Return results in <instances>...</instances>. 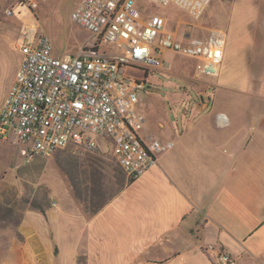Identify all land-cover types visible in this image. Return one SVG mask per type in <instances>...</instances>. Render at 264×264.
<instances>
[{
	"label": "crops",
	"instance_id": "obj_1",
	"mask_svg": "<svg viewBox=\"0 0 264 264\" xmlns=\"http://www.w3.org/2000/svg\"><path fill=\"white\" fill-rule=\"evenodd\" d=\"M255 13L233 9L234 36L229 41L226 33L216 78L197 76L194 63L195 79L205 85L193 111L199 119L159 122L154 133L175 147L139 179L126 178L96 213L68 187L34 183L14 165L16 152H4L7 138L0 136V205L2 193L13 195L0 207V264H214L210 245L238 264H264V21L253 28L244 21ZM182 17L181 34L209 36L192 34L203 17ZM10 25L0 21V110L23 58V37ZM18 189L20 197L32 196L19 219ZM38 189H47L51 205H32Z\"/></svg>",
	"mask_w": 264,
	"mask_h": 264
},
{
	"label": "built area",
	"instance_id": "obj_2",
	"mask_svg": "<svg viewBox=\"0 0 264 264\" xmlns=\"http://www.w3.org/2000/svg\"><path fill=\"white\" fill-rule=\"evenodd\" d=\"M212 1L81 0L71 20L88 40L77 53L59 54L48 35L25 26L19 42L23 58L0 110V136L26 146L21 154L27 162L69 146L101 152L98 139L104 138L127 180L139 179L175 147L148 131L139 93L151 91L145 81L149 72L171 69L167 56L173 54L193 61L197 76L220 73L224 29H212L203 39L170 27L177 12L199 21ZM35 7L22 4L8 15L36 20ZM127 69L144 71L145 79ZM206 252L214 264H238L213 245Z\"/></svg>",
	"mask_w": 264,
	"mask_h": 264
},
{
	"label": "rangeland",
	"instance_id": "obj_3",
	"mask_svg": "<svg viewBox=\"0 0 264 264\" xmlns=\"http://www.w3.org/2000/svg\"><path fill=\"white\" fill-rule=\"evenodd\" d=\"M80 1L0 0V21L11 24L10 26L16 29L20 38L24 35L25 26L32 27L37 30L38 34L48 35L59 53L68 51L77 53L88 40V33L71 20V14ZM32 3L36 4L33 9L36 20L31 19L30 15L20 18L8 15L9 11L18 9L22 4L24 6ZM242 7L253 10L259 15L244 19L245 25L253 28L259 23V19L264 21V0H213L202 22L193 27L192 34L205 36L212 29L222 28L226 29L230 41V38L234 36L233 23L228 26L230 15L234 8L241 9ZM177 15L180 18L183 16L182 14L180 16V12H177ZM180 18H174L175 23H171L170 27L182 32L184 26L182 23L179 24V21L187 19ZM167 61L169 62L167 67L171 69L163 72H149L145 80L151 88L149 95L139 93L142 101L141 107L145 109L150 124L148 131L154 135L157 134L153 129L159 122L166 121L171 127L177 124L182 126L190 119L198 120L200 116L197 111L194 114L195 105L202 102L199 96L205 85L202 81L195 79L194 62L173 54L167 56ZM127 71L133 77L142 81L145 79L144 71L134 69H127ZM209 91H211L209 96L213 100L212 103L216 105L215 89L211 88ZM207 97L208 95L205 96ZM186 110L190 112V118L185 114ZM13 140L14 137L8 135L5 145H1L4 146V152L7 154L12 155L14 151L16 152L14 165L19 167L21 172L38 185L70 188L73 196L90 214L115 197L126 184L125 175L110 154L111 145L104 138L98 139L101 152L88 154L69 146L46 158L37 157L30 162H27L21 154L22 150H26V146L16 145ZM46 190L38 189L33 192V205L44 208L52 204V199ZM5 196L6 198L0 205L1 208L5 203H13L12 194L9 198L7 193H2V197ZM16 196V217L19 219L18 210L30 203L32 196L28 192L25 197L24 195L20 197L19 189Z\"/></svg>",
	"mask_w": 264,
	"mask_h": 264
},
{
	"label": "trees",
	"instance_id": "obj_4",
	"mask_svg": "<svg viewBox=\"0 0 264 264\" xmlns=\"http://www.w3.org/2000/svg\"><path fill=\"white\" fill-rule=\"evenodd\" d=\"M55 153H56V152H55ZM55 153H54V154H55ZM87 153H88V154H94V153H91V152H87ZM131 182H133V181H131ZM32 205H33V203H32ZM33 206H34L35 208H37V206H35V205H33ZM99 209H100V208H99ZM99 209H98V210H99ZM98 210H97V211H98ZM97 211H95V212H93V213H96Z\"/></svg>",
	"mask_w": 264,
	"mask_h": 264
}]
</instances>
